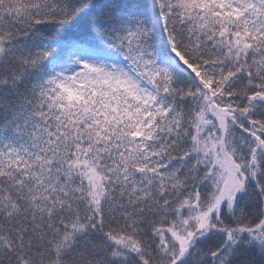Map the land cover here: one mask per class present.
Wrapping results in <instances>:
<instances>
[{
  "label": "snow or ice",
  "instance_id": "6c2138e0",
  "mask_svg": "<svg viewBox=\"0 0 264 264\" xmlns=\"http://www.w3.org/2000/svg\"><path fill=\"white\" fill-rule=\"evenodd\" d=\"M0 264H264V0H0Z\"/></svg>",
  "mask_w": 264,
  "mask_h": 264
}]
</instances>
